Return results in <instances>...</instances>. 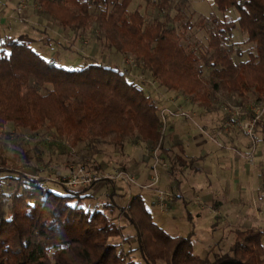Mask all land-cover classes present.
I'll return each mask as SVG.
<instances>
[{
    "label": "trees",
    "instance_id": "obj_1",
    "mask_svg": "<svg viewBox=\"0 0 264 264\" xmlns=\"http://www.w3.org/2000/svg\"><path fill=\"white\" fill-rule=\"evenodd\" d=\"M37 1L63 30L85 34L96 24L98 41L118 54L135 56L146 80H157L200 109L219 111L220 92L234 97L240 109L249 98L264 99V0H213L225 16L235 10L238 18L213 15L196 25L183 21L180 2L175 20L183 21L181 32L166 21L147 22L139 10H131L134 0ZM195 28L207 32L206 46L190 42L186 33ZM235 31L253 45L246 60L230 45ZM145 84L104 64L65 69L23 40L8 38L0 44V133L9 123L32 133L55 131L74 148L86 144L95 159L103 155V144L114 153L141 143L162 152V110ZM251 119L249 114L241 121ZM260 126L262 120L256 134ZM20 151L15 152L20 165L15 158L13 169L6 160L0 163V264H212L195 254L192 235H167L141 195L123 209L115 202L87 207L93 196L86 194L94 185L82 191L61 186L65 193L58 194L42 178L24 172L31 168V154ZM117 183L108 184L114 190ZM4 186L7 194H1ZM114 208L120 211L118 222L110 214ZM128 226L134 233L125 234ZM226 261L264 264V231L236 229L231 253L213 264Z\"/></svg>",
    "mask_w": 264,
    "mask_h": 264
},
{
    "label": "rangeland",
    "instance_id": "obj_2",
    "mask_svg": "<svg viewBox=\"0 0 264 264\" xmlns=\"http://www.w3.org/2000/svg\"><path fill=\"white\" fill-rule=\"evenodd\" d=\"M4 1L9 2L11 14L6 11L0 17V44L8 38L23 40L44 58L55 61L60 67L68 70L95 64L121 69L127 66L128 60H135L139 70H135L131 78L138 82L146 81L145 90L158 101L162 111L167 109L174 111L170 108L167 98L178 94L168 92L159 85L152 86V80H146L140 75L141 65L135 56L118 54L105 43L98 41L97 37L101 35V32L96 24H93L85 34L81 31L63 30L53 18L44 13L37 0H0V4ZM24 1H26L24 11H27L31 17L26 22L18 16L24 11L20 13L16 11ZM163 1H167L164 9L161 8ZM180 2L185 14L183 21H189L194 25L201 19H210L213 15L219 19L236 20L238 18L235 10L229 11L225 16L217 9L213 0H134L131 10H139L149 23L156 20L166 21L169 27L181 32L183 21L175 20ZM5 16H8L7 19L1 22V18ZM186 35L191 43L198 42L203 46L208 43L206 31L195 28ZM230 45L233 46L234 52L238 49L243 52V60L247 59L248 53L253 48V45L246 43V38L240 31L234 32L230 38ZM121 56L124 58L122 64L119 61ZM258 101L260 100L249 98L246 108L240 109L234 97L220 92L217 107L218 110L223 108L222 111L199 110L198 112L206 113L208 118H196L195 125L190 109L184 111L188 117L167 118L169 127V131L166 130L165 133L167 145L172 143L171 136L174 134L171 133L170 125L173 124L184 125L182 129L184 136L201 135L207 142L206 146L200 148L192 146V150L190 149L196 156L203 154L200 156L199 172L194 170L195 167L187 166L177 171L179 175L172 174L166 167L165 161L160 158L163 163L157 169L159 183L156 189L172 196L181 193L182 196L170 209L162 210L157 206L155 189L142 190L122 182H118L114 190L108 183L95 185L86 194H92L93 198L85 204L90 207V205L101 206L115 202L119 209H123L128 206L130 197L141 195L154 222L162 227L167 235L172 237L192 235L196 255L201 258L208 257L213 264L220 257L230 254L236 229L257 228L264 231V127L258 128L256 138L253 140L239 125V122L250 114L248 108ZM223 110L231 113L232 119L225 121ZM262 121L264 123V116ZM224 131H231L230 135L234 139L228 138L229 135ZM178 132L180 130H177ZM0 145L4 148V156L0 159V163L1 160H6V166L11 169L13 168L10 166V161L15 158V152L21 153V149L29 150L31 168L24 172L31 177L41 178L52 171H64L73 164H85L94 168L100 163L95 162L96 159L88 155L86 144L74 148L68 139L61 138L55 131L46 129L32 133L17 129L14 124L9 123L4 132L0 133ZM190 145H193V142H190ZM101 148L103 155H100L98 160L106 162L103 164L105 170L97 171L112 174L115 171L113 167H121L125 163L129 166V171L134 172L136 163L140 164L141 148L126 145L124 150H117L116 153L114 148L107 144H103ZM148 148L152 157L159 149L151 146ZM158 154L162 155V152ZM15 163H18L17 158ZM18 164L20 165V162ZM154 165L153 158L148 163L142 164L145 179L137 178V175L127 172L136 177L139 186H147L151 184V179L155 175ZM103 185L106 188L101 189L100 186ZM178 185L181 187L180 191ZM48 187L58 194L65 193L61 186L48 184ZM113 192L115 193L114 201L110 198ZM3 193H8L5 186L1 190V194ZM110 214L117 222L121 218L120 211L116 208ZM132 233H134L133 229L126 227L125 234Z\"/></svg>",
    "mask_w": 264,
    "mask_h": 264
},
{
    "label": "built area",
    "instance_id": "obj_3",
    "mask_svg": "<svg viewBox=\"0 0 264 264\" xmlns=\"http://www.w3.org/2000/svg\"><path fill=\"white\" fill-rule=\"evenodd\" d=\"M26 1H24L20 6L17 7L16 11L18 13L24 11L26 5ZM138 70V63L135 60H128L127 66L121 68V71L132 77L134 71ZM152 86H156L158 84L157 80H152ZM250 114L252 115V119L246 122H239L240 127H242L248 137L251 139L256 138V129L258 121L262 120L264 116V99L260 100L250 106L248 108ZM168 117L179 118V117H188V115L184 112H176L171 110H163L161 113V133L165 135L166 129L168 126ZM231 124V123H230ZM229 125V123H228ZM158 149V148H157ZM155 165L153 167L154 176L152 177L151 184L147 186H139L136 180V177L131 175L125 170L116 169L112 174L93 170L83 164H73L68 166L64 171H52L47 176L41 177L47 184H55L59 186L66 187L68 189L74 191H82L87 189L92 185H98L101 183H111V182H122L129 186L139 187L141 189H152L157 187L159 183V173L157 171L158 167L163 163L158 155V150L154 154ZM39 178V177H36ZM156 204L162 210H168L170 203L173 199V196L169 193H165L162 191H156Z\"/></svg>",
    "mask_w": 264,
    "mask_h": 264
},
{
    "label": "crops",
    "instance_id": "obj_4",
    "mask_svg": "<svg viewBox=\"0 0 264 264\" xmlns=\"http://www.w3.org/2000/svg\"><path fill=\"white\" fill-rule=\"evenodd\" d=\"M9 2L8 1H4L2 2V4H0V10H1V15L0 17L3 15V13H6V11H9V13L11 14L10 10H11V6H9ZM6 15V14H5ZM19 18L24 20L25 22L28 21V19H31L30 14L27 11H24V13L22 14H18ZM8 16L2 17L1 18V22H4L5 19H7ZM69 33V32H67ZM70 34V33H69ZM123 57L121 56V58H119L120 63H123ZM122 66V65H121ZM168 103L170 105V108L173 110H177V111H186V109H190L191 112L193 113V121H194V125L197 124L196 122V118L201 119V118H208V115L204 112H198L199 110H201L200 108H198L197 106H195L194 104H192V102L190 101L189 98L180 96V95H171L168 96ZM223 108H221L219 111H222ZM218 112V111H216ZM223 116L225 121L232 119L231 117V113H227V111L223 110ZM228 123V122H227ZM170 129H171V133L174 134L171 137V145H167V134L164 138V142H163V151H162V158L165 161L166 167L168 168L169 172H171L172 174H178V172L182 169H184L185 167L189 166L194 168L195 167V171L199 172V162H200V156L203 154H200V156H196L195 153H193L191 150L192 146H196L198 148L206 146L207 142L205 139L202 138L201 135H191V134H187L188 136H184L182 134V129L184 127V125H179V124H173L170 125ZM177 130H180V132L177 133ZM219 130V129H218ZM167 131H169V127L167 129ZM225 133H227L229 136L228 138H231L232 140L234 139L231 135L230 132L231 131H224ZM192 137V138H191ZM188 139L190 140L188 142ZM190 142H193V145H190ZM132 146V145H131ZM148 144H137L134 147L137 148H141L142 151H140V155H141V159H140V164L137 162L136 166H135V170L133 171H129L128 169V165L127 164H123L121 165V167L115 166L113 168L116 169H124L126 171L131 172L134 175H137V178H143L145 179V175H143L144 173V169L142 168V164L143 163H148V161L152 158V154L151 151H149L148 148ZM191 149V150H190ZM203 153V152H201ZM99 157L96 158V161L98 163V161L100 162L99 165L97 164L96 167L100 168L101 170H105V167L103 164H105L106 162L104 161H100L98 160ZM142 163V164H141ZM198 163V164H196ZM139 164V165H138ZM170 166H169V165ZM197 166H196V165ZM142 168V169H141ZM107 169V166H106ZM178 171V172H177ZM117 186V185H116ZM106 188L105 185L100 186V188ZM113 190V186L111 188ZM178 190H181L180 185H178ZM156 193V191H155ZM180 193V192H179ZM173 199L170 203V206L168 209L171 208V206H174V203L176 202V200L178 198H182L181 193L180 195L178 194H173ZM134 196L130 197L131 199ZM130 199V200H131ZM219 210V209H218ZM220 211V210H219ZM257 219L260 220V217L257 216Z\"/></svg>",
    "mask_w": 264,
    "mask_h": 264
},
{
    "label": "water",
    "instance_id": "obj_5",
    "mask_svg": "<svg viewBox=\"0 0 264 264\" xmlns=\"http://www.w3.org/2000/svg\"><path fill=\"white\" fill-rule=\"evenodd\" d=\"M221 264H242V263H240V262L226 261V262H223Z\"/></svg>",
    "mask_w": 264,
    "mask_h": 264
}]
</instances>
